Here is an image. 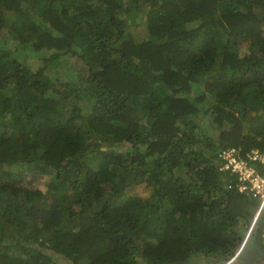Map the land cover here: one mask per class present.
<instances>
[{"label": "trees", "instance_id": "16d2710c", "mask_svg": "<svg viewBox=\"0 0 264 264\" xmlns=\"http://www.w3.org/2000/svg\"><path fill=\"white\" fill-rule=\"evenodd\" d=\"M231 146L264 152V0H0V264H264Z\"/></svg>", "mask_w": 264, "mask_h": 264}, {"label": "built area", "instance_id": "2783aa9c", "mask_svg": "<svg viewBox=\"0 0 264 264\" xmlns=\"http://www.w3.org/2000/svg\"><path fill=\"white\" fill-rule=\"evenodd\" d=\"M218 170L229 178L227 187H234L244 195L256 199L259 202L254 219L264 212V153L251 150L242 157L235 147L221 149L217 154ZM256 165H259V169ZM261 235L264 238V218Z\"/></svg>", "mask_w": 264, "mask_h": 264}, {"label": "rangeland", "instance_id": "374dc122", "mask_svg": "<svg viewBox=\"0 0 264 264\" xmlns=\"http://www.w3.org/2000/svg\"><path fill=\"white\" fill-rule=\"evenodd\" d=\"M144 26L145 25L142 24L140 27L136 28L137 29L136 32L138 33L140 38L144 37L145 33H146ZM10 48H13L12 44L10 45ZM247 48H248L247 44L241 43L240 48H239V53L241 55H244ZM48 56L49 55L47 52L41 51L40 53L33 54V56H28V59L24 58L23 61L24 62L27 61V64L32 69H36L40 65V63H42L40 58H47ZM65 62L67 63V60H65V59H63L62 62L60 61L59 65H57L58 67H56L55 69L52 68L51 72L54 73V75H57L55 71H59L61 75L68 76L69 70H67V68L66 69H64L62 67L60 68V65L64 64ZM61 75L58 76L60 79H61ZM14 171H17L18 173L22 174L23 179H22L21 183L23 185L38 188L41 190L46 189L47 184L51 178V174H49V172L39 171L37 169L32 170V169H29L27 166H15ZM126 192H127V195H138V196L145 198L150 194L151 188L146 187L143 184L134 185V186H131L130 188H128L126 190ZM193 259L198 260V256L193 258ZM230 264H239V262H237L236 259H233L232 261H230Z\"/></svg>", "mask_w": 264, "mask_h": 264}, {"label": "clouds", "instance_id": "9594fccd", "mask_svg": "<svg viewBox=\"0 0 264 264\" xmlns=\"http://www.w3.org/2000/svg\"><path fill=\"white\" fill-rule=\"evenodd\" d=\"M231 147H232V146H231ZM252 150H257V149H252ZM250 151H251V150H250ZM250 151H249V152H250ZM258 151H259V150H258ZM249 152H247V153H249ZM259 152H260V151H259ZM247 153H246V154H247ZM262 153H264V152H262ZM246 154H245V155H246ZM216 160H217V157H216ZM217 163H218V162H217ZM256 166H257V168L259 169L260 166H259V165H256ZM218 167H219V165H218ZM259 170H260V169H259ZM218 171H219V170H218ZM260 171H261V170H260ZM263 171H264V169H263ZM219 172H220V171H219ZM220 173H221V172H220ZM261 173H262V172H261ZM222 174H223V173H222ZM262 174L264 175V173H262ZM223 175H224V174H223ZM225 176H226V175H225ZM227 189H234V190H236V188H234V187H229V188L227 187ZM236 192L239 193L237 190H236ZM239 194H241V193H239ZM241 195H244V194H241ZM244 196L251 198V197L248 196V195H244ZM251 199L257 201V200L254 199V198H251ZM257 203H258V204H257L256 211L258 210V207H259V202L257 201ZM256 211H255V213H254V217H255ZM262 214H263V212H262ZM262 214H261V215H262ZM254 217H253V220L255 221L256 219H254ZM258 218H259V217H258ZM261 230H262V229H261ZM249 231H250V229L247 231V233H246V237H245L244 240L247 239V235H248ZM195 257H197V256H194V258H195ZM233 259H234V258H233ZM233 259H232V260H233ZM232 260H231V261H232Z\"/></svg>", "mask_w": 264, "mask_h": 264}]
</instances>
